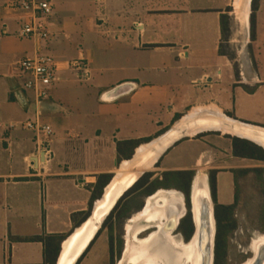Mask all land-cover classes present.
Returning <instances> with one entry per match:
<instances>
[{
    "label": "crops",
    "instance_id": "0c3cea01",
    "mask_svg": "<svg viewBox=\"0 0 264 264\" xmlns=\"http://www.w3.org/2000/svg\"><path fill=\"white\" fill-rule=\"evenodd\" d=\"M230 2L89 0L92 10L83 15L79 28L86 52L79 50L77 54L89 69V79L79 78L74 69L67 67V61L60 60L55 83L63 81L61 73L74 72L75 78L66 79L79 84L72 93L74 107L68 109L50 93L40 109V120L53 129L49 161L37 151L34 133L20 126L22 121L35 117L36 107L32 93L21 87L23 78L13 70L17 60L7 61L15 45L8 26L2 23L0 264H47L45 249L59 246L60 251L90 203L91 215L120 165L134 157L138 146L160 137L191 111L216 109L242 122L230 108L229 87L244 89L250 84L234 80L231 62L221 50L224 39L220 18ZM234 6L236 9V0ZM255 15V37L251 42L264 45V0H258ZM49 25L55 27L56 23ZM53 36L51 32L50 39L39 44L41 51L57 43ZM23 39L29 44L26 53L32 55L36 43ZM259 69L257 65L255 83L261 84ZM225 81L227 86L223 85ZM81 96H95V105L81 103ZM25 97L29 103L22 101ZM221 113L206 112L219 120ZM134 141L138 144H127ZM220 146H226L230 157L237 159L232 156L231 142L220 136V131L187 133L160 152L153 175L199 173L206 158L212 156L216 162L220 159ZM145 160L134 158L133 163H149ZM209 169L218 171L220 194V166ZM107 174L112 175L109 182L99 198L92 199L98 193L97 184ZM220 202L230 204L232 199L225 203L220 198Z\"/></svg>",
    "mask_w": 264,
    "mask_h": 264
},
{
    "label": "rangeland",
    "instance_id": "374dc122",
    "mask_svg": "<svg viewBox=\"0 0 264 264\" xmlns=\"http://www.w3.org/2000/svg\"><path fill=\"white\" fill-rule=\"evenodd\" d=\"M45 1L50 3L52 10L47 16H45V18H43V22L46 23V20H48L46 27L50 32H53L54 36L52 40L57 43H51L50 48L43 50L42 53L49 54L57 60H76L79 50H82L84 54L86 52L79 28L83 22V15H88L92 10L91 6L93 5L89 4V0ZM244 2L239 6L236 5V10L234 0H231L230 5L225 9V14L228 15V23L225 37H223L224 40L221 45V50L231 62L235 73L234 80L250 85L248 88L244 87V89H233L231 86L229 87L231 95L225 96L230 97V108L235 111L242 122L263 126L264 45L251 42L249 23L251 0ZM51 22L56 23V26L49 25ZM2 23L8 26L10 35L12 36L11 40L15 45V51L12 55H9L7 61H16L31 56L30 53H26L29 44L25 39L18 36L22 24L21 20L16 13L12 12L11 14L5 9V2L0 0V26ZM57 27L61 28V30L58 31ZM257 65L260 67L258 76L263 79L261 84L255 83L257 81L255 77ZM60 75L63 81L53 84L50 88V93L56 100L71 110L75 103L72 93L78 90L77 88L79 84L66 80H72L75 78V74L72 71H69L66 75L62 73ZM223 85L227 86V82L225 81ZM243 90L247 94L243 93ZM93 97L95 96H92V98L89 99V97L83 98V96H81V103L94 106L95 100ZM206 112L216 114L221 113L216 111V109L207 111L205 109H195L174 126L182 122L186 117ZM167 132H169V130ZM163 135L153 140L159 139ZM220 136L231 142V138L236 135L230 132L220 131ZM148 143L141 144L137 149L142 148ZM225 147L220 146V159H217V162L216 159H214L215 161H212L213 157L209 156L203 163H201L199 171L200 173L205 174L209 181L211 175L209 174V172H211L209 167L220 166V198L225 203L230 202L231 199L233 200L234 194L236 198L233 217L235 219V226L233 228L224 229L220 256L218 260L214 261V264H242L252 255L250 247L253 238L264 233V161L246 158L232 159ZM189 151L191 152L190 149L188 152ZM218 160H220V162ZM207 161L211 163H205ZM153 164L151 167L148 166L143 168V171L141 170L140 174L143 175L148 172L154 174L153 172L155 171ZM256 168H259L260 171H257ZM125 170H128L127 160L120 165L115 176ZM232 170H234V172L229 175V171ZM129 171H133V169L129 168ZM230 176H232V180L230 179ZM231 181L232 187L230 185ZM165 184L166 186L162 188L176 189V183L172 180ZM181 185L183 187L186 186L185 183ZM146 197L144 191H140L137 194L128 197L114 216L106 221L105 227L100 229V233L89 250L85 253L84 257L82 259L80 258L81 260L78 259L75 264H117L119 251L123 245V226L131 215L141 209ZM166 207L167 206L164 203V206L162 207L163 210L160 212L161 217L165 216Z\"/></svg>",
    "mask_w": 264,
    "mask_h": 264
},
{
    "label": "bare ground",
    "instance_id": "6f19581e",
    "mask_svg": "<svg viewBox=\"0 0 264 264\" xmlns=\"http://www.w3.org/2000/svg\"><path fill=\"white\" fill-rule=\"evenodd\" d=\"M244 1L247 2V0H236V5H241ZM204 129H216L223 132H230L236 136L255 141L264 147L263 127L245 124L228 118L222 114H220V120L218 118H214L213 115L206 113H198L194 116L192 115L191 117H186L182 122L174 126L161 138L145 144L142 148H138L134 154V157L130 160H127V172H121L119 175H116L112 178L110 183L106 186L104 196L95 202L94 213L91 214L82 225L78 226L74 232L66 238L61 247V254L57 264H75L83 250H85L84 248H86V245L94 234L96 228L98 227L97 224L100 221V217L114 201L120 192L122 185L125 182L129 184L135 178V176H137V173L135 172L138 170V167L141 166L140 171L145 167H151V165L159 156L160 152H162V150L168 144H170L172 140H175L181 136H186L187 133L193 134ZM147 154H149V156ZM140 157H142V160H145L147 157L145 161L149 163H142L143 165H136L133 163L134 158L136 159ZM129 168H132L133 171H129ZM172 200H180V194L173 189L166 190L160 188L152 195L148 196L146 199L145 208L130 219L131 231H138L139 229L143 228H151L154 225L159 226L162 221V217L160 215V212L163 210L162 207L166 201L169 202ZM210 211L211 210L208 209V212ZM195 220L198 226L201 220L198 217H195ZM132 225H137V227L133 228ZM263 240L264 235L262 234H259L253 238L250 247V252H252V254L255 253L256 244ZM175 241L180 243V240L177 238ZM148 243L149 240H146L145 242L134 243L131 246L129 245L125 260H130L135 263L140 261L147 264H153L154 259L152 258V255L155 253V251L153 248L149 247ZM196 243L197 242L195 239L191 240L190 254L185 250L184 246L181 247L180 245H177L176 248L172 250V253L165 257L164 255L163 257L160 255L161 257L159 259L161 260L162 264H188L190 257L191 264H199V251L198 247H196ZM251 260L252 255L242 264H250Z\"/></svg>",
    "mask_w": 264,
    "mask_h": 264
},
{
    "label": "flooded vegetation",
    "instance_id": "af4514ba",
    "mask_svg": "<svg viewBox=\"0 0 264 264\" xmlns=\"http://www.w3.org/2000/svg\"><path fill=\"white\" fill-rule=\"evenodd\" d=\"M234 137L245 139V140H248L254 143L252 140L247 139V138H243L240 136H234ZM232 156L237 159H240V157H236L233 154ZM246 159H249V158H246ZM233 172L234 170L229 171L230 174H232ZM209 174L211 175L208 181L207 176L205 174H202L200 172L199 173L191 172L190 181L188 185L185 182H182V180H178L177 182L174 178H171V176L166 178L164 177V174L159 175V176H154L152 174L150 177V182L158 179L160 182L158 186H161V187H158L155 191H157L160 188L165 189V188H162L166 186L165 183L172 180L176 183L175 184L176 189H173V190L180 194V200H172L169 202L168 201L165 202V205L168 207H166L165 209V216L162 217V221L159 226L154 225L151 228H143V229H139L138 231L137 230L131 231L130 219L132 215L126 220L123 226L124 228L123 245L119 251L117 264H147L145 262H140V261L135 263L130 260L129 261L125 260L126 252L128 250L129 245L131 246L134 243L145 242L146 240H149V243H148L149 247L153 248V250L155 251V253L152 255V258L154 259L153 264H162L159 258L161 256L163 257V255L165 257L169 255L170 253H172V250L175 249L177 245H180L181 247L184 246L185 250L190 254V243H191L192 237L196 229L195 217H198L201 221H206V223H208L210 221L208 209L212 211V217L214 219V249H213L214 251L213 264H214L216 237H217L218 232L220 231V235L222 237L224 233L223 232L224 229L233 228L235 226V219L233 217H234V206H235L236 198L234 194L233 200L230 204H224L220 202V194L218 192V176H217L218 171L216 169H211V172H209ZM212 181L215 182L214 188L212 186ZM150 182L144 185L143 187H141L138 191L133 192L127 197H125L121 201L120 205L116 208L118 202L134 186L135 184L134 183L132 187L129 190H127L124 193V195L117 201L116 205L110 211V213L105 217L101 225L103 226L104 222L107 220L111 212L116 208L112 215L114 216V214L122 207L124 201H126L128 197L134 194H137L140 191H144L147 197L152 195L155 191L151 194L147 192V188L149 187ZM184 183L186 184L185 187L181 185ZM145 201L146 199L144 200V203L141 209L136 211L137 213L145 208V205H146ZM220 205L230 207V209L228 210V219L225 221H221L222 227L219 226V223L217 220L218 211L216 207ZM211 211L209 212L210 214H211ZM102 226L100 227V229L102 228ZM132 227L136 228L137 225H132ZM100 229L98 230V232L100 231ZM176 238L180 240V243L175 241ZM188 264H191L190 257H189Z\"/></svg>",
    "mask_w": 264,
    "mask_h": 264
},
{
    "label": "built area",
    "instance_id": "2783aa9c",
    "mask_svg": "<svg viewBox=\"0 0 264 264\" xmlns=\"http://www.w3.org/2000/svg\"><path fill=\"white\" fill-rule=\"evenodd\" d=\"M5 9L11 14L16 13L22 22L18 36L31 39L37 45L31 56L14 63L13 70L23 78L21 87L32 93V102L36 107L35 117L22 121L20 126L34 133L37 151H42L45 159L49 161L52 157L50 139L53 129L50 124L42 122L39 116L43 103L50 97L51 86L59 79L57 72L62 62L42 53L39 44L51 37L43 18L51 12L52 7L45 0H5ZM65 64L68 68L74 69L79 78L89 79V69L82 57L67 61ZM22 99L24 103L30 102L29 98Z\"/></svg>",
    "mask_w": 264,
    "mask_h": 264
},
{
    "label": "trees",
    "instance_id": "16d2710c",
    "mask_svg": "<svg viewBox=\"0 0 264 264\" xmlns=\"http://www.w3.org/2000/svg\"><path fill=\"white\" fill-rule=\"evenodd\" d=\"M257 8H258V0H252L251 1V13H250V18H249L250 37L252 40L255 37V29H256V15H255V13H256ZM220 23H221L222 36L225 37V32L227 30V23H228V15L227 14L221 15ZM128 143L135 146L136 144H138V141L127 142V144ZM231 146H232V154L236 157L249 158V159L264 161V149L262 147L256 145V144L248 141V140L241 139L238 137H232L231 138ZM256 170L260 171L259 168H256ZM151 175L152 174L150 172L143 174L142 177L134 184V186L118 202L116 208L120 205L121 201L125 197H127L128 195H130L133 192L138 191L141 187H143L144 185L149 183ZM190 175H191V172H187V171L164 173V177L167 178V177L171 176V178H174L177 182H178V180H182V182H185L187 185L189 184V181H190ZM111 176H112L111 174H107V175L102 176V178L104 180L97 184L98 193H94V195H92V199L99 198V196L102 193V188L109 182ZM159 183L160 182L158 179L150 182L149 187L147 188V192L149 194L153 193L158 188ZM212 186H213V188L215 187L214 181H212ZM91 204L92 203H90V208L88 209V211L81 213V220L79 222H75V227L79 226L89 216ZM115 209L111 212V214L109 215L107 220L113 215ZM216 209L218 211L217 220H218L219 226L222 227L221 221H225L228 219V210L230 209V207L220 205V206H217ZM219 211H220V213H219ZM221 214H222V216H221ZM106 221L104 222L102 227H105ZM99 233L100 232L97 233V235L95 236V238L93 239V241L91 242L89 247L83 253L81 259L84 257L85 253L89 250V248L91 247V245L93 244L94 240L96 239V237L98 236ZM221 247H222V237H221L220 231H219L217 234V237H216L215 260L219 259ZM58 253H59V246L56 249L46 248L45 249V260H46L47 264H55Z\"/></svg>",
    "mask_w": 264,
    "mask_h": 264
},
{
    "label": "water",
    "instance_id": "95a60500",
    "mask_svg": "<svg viewBox=\"0 0 264 264\" xmlns=\"http://www.w3.org/2000/svg\"><path fill=\"white\" fill-rule=\"evenodd\" d=\"M253 142L256 145H258V146H260V147H262L264 149V147L261 146L259 143L255 142V141H253ZM41 155H44V153L42 152ZM141 175L142 174H138L137 176H135V178L129 184L127 182H125L122 185V188H121L120 192L118 193V195L116 196V198L114 199V201L110 204L108 209L100 217V219H99L100 221L97 224L98 227L96 228L94 234L92 235V237L88 241V243L86 245V248H84L85 250H83V252L81 253V256L83 255V253L86 251V249L89 247V245L91 244V242L95 238V236H96L98 230L100 229L101 224H102L103 220L105 219V217L114 208V206L116 205L117 201L124 195V193L127 190H129L132 187V185L141 177ZM105 189H106V187L103 190L102 197L105 194ZM94 206H93V208L91 210V214L94 213ZM208 214H209V218H210V221L208 223H206V221H201L200 224L198 225L199 226L198 227L196 222H195L196 229H195V233H194V235L192 237V240L195 239L196 242H197L196 243L197 244L196 247H198V251H199V260H198L199 264H213V255H214V251H213V249H214V219L212 217V211H211V214L209 212H208ZM61 249L62 248H60V251H59V254H58L57 259L55 261V264L58 263V260H59L60 254H61ZM250 264H264V240L260 241V242H258L256 244L255 253L252 256V260H251Z\"/></svg>",
    "mask_w": 264,
    "mask_h": 264
}]
</instances>
